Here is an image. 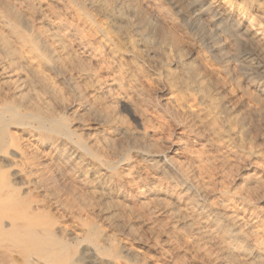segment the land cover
<instances>
[{
    "label": "bare ground",
    "instance_id": "1",
    "mask_svg": "<svg viewBox=\"0 0 264 264\" xmlns=\"http://www.w3.org/2000/svg\"><path fill=\"white\" fill-rule=\"evenodd\" d=\"M214 12L230 19L224 10ZM173 26L159 0H0V237L30 244L42 253L60 254L68 243L56 233L67 230L51 211L81 216L88 210L110 223L107 210L112 209V218L139 239L127 223L126 211L99 205L102 184H94L89 178L93 176L100 183L124 187V192L133 194L130 203L140 204L141 216H154L151 222L145 220L164 242L161 255L168 258L167 264H264V224L251 223L232 204L216 208L218 202L208 209L202 202L203 197L216 200L212 180L206 177L217 165L213 157L198 154L193 161L181 160L174 143L161 145L136 137L117 111L120 101L131 100L147 116L140 96V62L148 63L155 74L160 72L165 49L179 47ZM249 39L264 53L261 38L249 35ZM225 89L219 85L221 92ZM165 105L181 117L170 100ZM243 112L251 115L246 109ZM239 121L245 129L241 115ZM178 130L180 135L196 136L184 121ZM131 146L142 149L137 156L155 161V169L136 176L127 158ZM209 148L220 146L212 143ZM238 164L222 157L218 163ZM147 178L153 182L147 183ZM179 178L185 183L180 184ZM164 179L170 182L165 184ZM142 185L147 192L138 191ZM238 195L250 205L252 195L247 188H240ZM85 234L94 250L108 236L93 224H88ZM188 235L190 240L182 249L179 242ZM11 248L4 244L0 252ZM88 252L86 247L82 257L88 258ZM82 260L67 261L79 264ZM95 263L114 264L102 257ZM130 264L149 262L138 252Z\"/></svg>",
    "mask_w": 264,
    "mask_h": 264
},
{
    "label": "rangeland",
    "instance_id": "2",
    "mask_svg": "<svg viewBox=\"0 0 264 264\" xmlns=\"http://www.w3.org/2000/svg\"><path fill=\"white\" fill-rule=\"evenodd\" d=\"M159 2L165 14L174 21V31L180 39L179 47L168 46L165 49L163 66L157 74L148 63L140 62L138 71L142 89L140 96L147 105V116L142 115L131 100L118 103L119 116L138 138H144L152 143L158 141L161 145L174 143L176 148L178 147V156L181 160L183 158V160L193 161L198 154L208 158L213 157L217 165L213 164L210 176L206 175V177L212 180L216 200L213 201L212 197H203L202 202L204 201L208 209H212V205L215 206L214 204L218 202L216 208L232 204L239 209V212L246 213L248 218L252 219L251 223L264 224V188L262 186L264 185V139L262 138L264 135V53L260 54L258 50L260 46L257 47L258 44H253L249 39V35H253L264 42V0H159ZM216 8L226 11L230 19L215 15ZM207 15L211 16L209 21ZM148 40L151 45L157 46L152 38ZM220 46H222L221 50ZM219 85H224L226 89L221 92ZM166 100H170L171 105L179 109L181 117L171 112L169 106L165 105ZM243 109L250 111L251 115L245 116ZM240 115L244 118L245 129L239 121ZM182 121L194 130L196 136L184 135V137L183 134H179L178 127ZM212 143L219 145L220 148L212 150L209 148ZM139 151L141 152L142 149L129 147L127 158L131 164L133 163V172L139 171L134 174L143 177L144 171L151 172L155 169L156 162L137 156ZM221 157L228 163H234L237 160L239 164L235 167L219 166ZM192 167H194L193 162ZM122 168L130 167L123 165ZM122 168L119 169L122 170ZM198 174L197 169L196 177H201ZM89 178L96 185L102 184L97 194L99 205L103 208L115 205L120 212L126 211L127 223L131 225L139 239L127 234L128 232L123 228L124 224L112 218L115 214L112 209L107 210L110 223H107L102 215L88 210H83L81 216L73 212H64V210H53L51 213L55 219L61 225H65L68 232L62 235L56 233V235L68 243V248L60 254L42 253L30 244H16L0 237V247L7 243L12 247L0 252V255L2 254L0 264H76L72 261L79 258L83 259L79 264H96L99 257L112 261L114 264H130L134 254L138 252L141 259L149 264H167L168 258L161 255V251L165 250L164 242L157 236L158 232L150 231L147 225L154 216L149 217L148 213L141 216L140 204L130 203L133 194L126 190L124 192V187L120 188L111 182L100 183L93 176ZM146 182L151 184L153 181L147 178ZM163 182L167 184L170 180L164 179ZM179 183H185L184 179L179 178ZM242 187L247 188L252 195L249 206L238 195ZM145 189L146 185L138 187L140 192H147ZM88 224H93L106 236L108 235L106 240L101 239L99 250L91 248V244L86 240L85 230ZM189 240V235L180 240L182 249H186V241ZM86 247L89 249L88 258H83ZM19 249L29 254L22 255V250L19 251ZM8 252L9 255H7ZM188 252L190 253L189 250ZM70 258L72 261L68 262ZM193 262L196 263V260Z\"/></svg>",
    "mask_w": 264,
    "mask_h": 264
}]
</instances>
